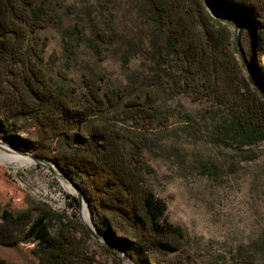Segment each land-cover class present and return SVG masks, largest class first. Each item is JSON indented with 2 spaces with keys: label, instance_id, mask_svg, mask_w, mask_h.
I'll return each instance as SVG.
<instances>
[{
  "label": "rangeland",
  "instance_id": "1",
  "mask_svg": "<svg viewBox=\"0 0 264 264\" xmlns=\"http://www.w3.org/2000/svg\"><path fill=\"white\" fill-rule=\"evenodd\" d=\"M184 1L187 17L203 37L195 10L203 6L211 14L209 7L204 0ZM41 6L53 14L52 23L37 32L48 45L43 59H37L30 34L26 55L69 99L83 105L93 92L104 102L87 120L85 134L95 124L120 134L128 164L165 204L167 221L184 234L183 246L161 264H264V140L244 144L233 130V111L188 79L147 0H36L37 15ZM237 22L236 15L229 24L233 49ZM257 36L264 40V31ZM239 42L248 63L255 41L242 27ZM235 57L245 63L241 54ZM258 64L264 68V49ZM240 78L264 104L257 75L241 66ZM25 129L14 134L16 139L0 137L1 154L35 162L0 160V216L45 207L74 224L95 264H133L115 242L98 235L80 190L84 175L71 177L50 158L38 156L54 157L66 148L65 140H52L43 151L21 148L40 146L36 126L30 122ZM56 226L53 222L48 230L44 217L37 219L23 242L0 245V257L6 264H40L36 244Z\"/></svg>",
  "mask_w": 264,
  "mask_h": 264
},
{
  "label": "trees",
  "instance_id": "2",
  "mask_svg": "<svg viewBox=\"0 0 264 264\" xmlns=\"http://www.w3.org/2000/svg\"><path fill=\"white\" fill-rule=\"evenodd\" d=\"M161 26L169 34L168 46L183 66L188 79L202 94L233 112V130L244 144L264 140V104L240 78L241 66L232 48L230 19L242 15V28L255 41L248 65L264 84L259 58L264 40V0H215L220 11L234 12L228 19H215L198 6L195 10L204 36L185 13L184 0H147ZM36 0H0V137L16 139L36 126L37 145L21 148L43 151L44 144L64 139L66 148L48 157L69 176L82 174L80 190L87 200L98 235L115 242L133 264H161L184 243L182 230L166 219V206L144 185L142 176L127 162L120 146V134L104 124H95L86 133L84 126L104 103L93 92L81 105L63 95L48 81L39 65L26 55V42L33 34L30 50L43 59L47 39L37 32L53 21L49 7ZM32 9V12H29ZM131 107L135 104L131 103ZM44 217L48 230L36 244L40 264H95L83 242L76 237L72 222L42 206H30L18 216H0V245L16 246L25 240L28 227ZM86 230V229H85ZM88 233V232H87ZM105 248V246L103 247ZM107 250V249H106ZM0 264L6 262L0 257Z\"/></svg>",
  "mask_w": 264,
  "mask_h": 264
},
{
  "label": "water",
  "instance_id": "3",
  "mask_svg": "<svg viewBox=\"0 0 264 264\" xmlns=\"http://www.w3.org/2000/svg\"><path fill=\"white\" fill-rule=\"evenodd\" d=\"M207 4V6L209 7L210 9V12H211V15L212 17H214L215 19H221V20H224V19H228L231 17V15L234 14V12L232 11H220L218 8H217V3L215 2V0H204ZM242 20H243V17L242 15H239L238 16V22L236 24V36H235V44L237 46V49L239 50L241 56L243 57V53H242V50H241V47H240V42H239V33H240V29L242 27ZM244 59V57H243ZM245 61V59H244ZM246 65L248 66V69L250 70V72H252L251 68L249 67L248 63L245 61ZM258 83H260L262 85V87L264 88V84L258 79ZM71 183V181H70ZM79 201L81 202L82 201V198H81V195H79ZM87 230L89 232H91L94 236H96L95 233H93L88 227H86ZM119 253L120 255H122V249L119 248Z\"/></svg>",
  "mask_w": 264,
  "mask_h": 264
},
{
  "label": "bare ground",
  "instance_id": "4",
  "mask_svg": "<svg viewBox=\"0 0 264 264\" xmlns=\"http://www.w3.org/2000/svg\"><path fill=\"white\" fill-rule=\"evenodd\" d=\"M0 160H2L3 162L7 160L12 163H18V164L25 165V166H31L35 164V162L30 157L19 156V155L6 156L4 155V153L3 154L0 153ZM85 211H86L85 208H82V217H83V221L88 223V219H87V215Z\"/></svg>",
  "mask_w": 264,
  "mask_h": 264
}]
</instances>
